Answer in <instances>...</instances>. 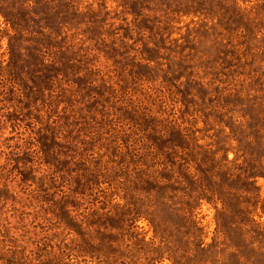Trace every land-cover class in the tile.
<instances>
[{
	"label": "rangeland",
	"instance_id": "1",
	"mask_svg": "<svg viewBox=\"0 0 264 264\" xmlns=\"http://www.w3.org/2000/svg\"><path fill=\"white\" fill-rule=\"evenodd\" d=\"M125 2L59 0L53 81L20 61L0 7V264H264L239 210L191 211L170 185L224 182L246 205L258 188L264 228V0Z\"/></svg>",
	"mask_w": 264,
	"mask_h": 264
},
{
	"label": "trees",
	"instance_id": "2",
	"mask_svg": "<svg viewBox=\"0 0 264 264\" xmlns=\"http://www.w3.org/2000/svg\"><path fill=\"white\" fill-rule=\"evenodd\" d=\"M161 0H133V4L135 6H131L130 2H125L124 11L123 13L134 14L138 16L140 14L136 13L137 6L139 4H147L152 3L154 6L158 5ZM59 0H0V7L2 11H5V17L9 21V23L13 24V26L18 30L16 35L10 39V47L18 52H20L21 62L25 60H29L32 67H37V63L40 61V66L42 67L41 74L45 76L50 81H53L54 78L58 77L61 74V68H64V64L62 61L57 60L58 53H54L50 62L47 61V55H51V53L56 52L58 49L64 48L63 45V36L61 28L64 27V22L62 21V11L58 6ZM132 3V2H131ZM158 7V6H157ZM143 5L141 7V11H143ZM154 9V8H153ZM140 17V16H139ZM137 17V19H139ZM9 18V19H8ZM46 22L49 24L46 25ZM135 26L138 27L139 25L135 23ZM140 28V27H138ZM141 28H143L141 26ZM46 29L48 31H46ZM28 34V35H27ZM61 40V41H59ZM11 48V49H12ZM153 49V48H152ZM154 50V49H153ZM31 55V56H30ZM55 57V58H54ZM14 65V64H13ZM29 65V62H28ZM26 65V66H28ZM69 62L67 64V67ZM74 66H72L73 68ZM66 69V68H64ZM47 72L46 74H44ZM63 72V71H62ZM264 97V96H263ZM251 99V98H250ZM251 101V100H250ZM254 104L245 100L239 105H235V107L239 108L241 111H251ZM264 109V104H263ZM264 111V110H263ZM258 115V116H257ZM258 121L261 122V126L259 127L260 131H263L264 125V113L257 114ZM246 119L247 122H254L255 118L250 117V114H244L240 116ZM260 117V118H259ZM237 125V124H236ZM244 126V124H241ZM237 160V158L235 159ZM231 170V169H230ZM232 174V173H230ZM260 176H264V165L261 167V172L258 174ZM233 178V177H231ZM190 181H176L170 182V185H179L180 187H184L187 192L184 194L188 198V201L192 204L190 205L191 211L195 208L193 204L199 202L202 198H209L214 199L218 198L222 204L223 209L221 214L227 213H235L237 210L243 214V221L241 222V226H255L256 231L259 235L264 236V228L261 227L260 223H257L255 220L251 219L250 215L255 213L256 208L258 206L259 200V193L258 188L257 191L254 190H241L238 195L240 198L248 197L250 202L246 205L245 202L235 204L233 197L235 194L231 191V187H227L226 183L215 184V187H208L204 182L199 180H191ZM210 184V182H206ZM243 193L246 194L243 195ZM212 195V196H211ZM250 195V196H249ZM186 205V204H185ZM188 206V205H187ZM250 207H252L250 209ZM191 218V225L195 224L196 222L192 220L193 213L189 215ZM186 222H189L188 218L184 217ZM263 226V225H262ZM193 229V232L198 233L199 228L197 226H189ZM182 232V227L179 229ZM195 240L197 237L194 236ZM198 242H200L198 240ZM216 245H212V247L219 250V247L224 249L223 254H226L229 259L231 260H239L242 259V254L240 253V248L238 246L229 247V245H225L224 247L219 246L217 243ZM202 245V243H200ZM236 247V248H235ZM230 249L233 250L230 252ZM235 249V250H234ZM210 249H205L208 251ZM214 250V249H212ZM220 252V251H218ZM228 259V261H229Z\"/></svg>",
	"mask_w": 264,
	"mask_h": 264
}]
</instances>
